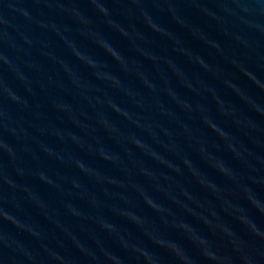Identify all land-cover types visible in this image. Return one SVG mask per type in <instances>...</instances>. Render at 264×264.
Here are the masks:
<instances>
[{
    "label": "water",
    "instance_id": "1",
    "mask_svg": "<svg viewBox=\"0 0 264 264\" xmlns=\"http://www.w3.org/2000/svg\"><path fill=\"white\" fill-rule=\"evenodd\" d=\"M0 56L4 264H264V0H0Z\"/></svg>",
    "mask_w": 264,
    "mask_h": 264
},
{
    "label": "clouds",
    "instance_id": "2",
    "mask_svg": "<svg viewBox=\"0 0 264 264\" xmlns=\"http://www.w3.org/2000/svg\"><path fill=\"white\" fill-rule=\"evenodd\" d=\"M102 11H103V9H102ZM23 15L27 16L28 14L25 12V13H23ZM101 45H102V47L106 48V50L109 51L114 57L117 56V54L112 50V48L106 42L101 41ZM77 56H79L81 59H83V56L79 52H77ZM117 58H119V57H117ZM0 59H4V57L0 56ZM5 62H7V61H5ZM88 63L90 66H93V62L91 60H89ZM12 99H16V98L13 96ZM221 134L223 135V133H221ZM0 146H2V145H0ZM221 171H224V169L221 168ZM41 179H43V176H41ZM148 203L151 204V201H148ZM3 215L5 216L6 219H9V220L12 219L11 216H6L4 213H3ZM21 227H22V225H21ZM260 235H264V234H260ZM3 241H4V237L0 236V242H3ZM201 243H203L202 240H201ZM5 244H6V242H5ZM6 246H7V244H6ZM0 264H4L3 259H0ZM149 264H152V262L149 261ZM245 264H254V261L251 260L250 258L246 257L245 258Z\"/></svg>",
    "mask_w": 264,
    "mask_h": 264
}]
</instances>
